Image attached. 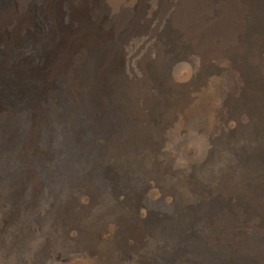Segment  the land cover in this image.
Here are the masks:
<instances>
[{"label": "bare ground", "instance_id": "6f19581e", "mask_svg": "<svg viewBox=\"0 0 264 264\" xmlns=\"http://www.w3.org/2000/svg\"><path fill=\"white\" fill-rule=\"evenodd\" d=\"M192 55L211 71L181 90L168 71ZM221 75L231 82L223 99ZM109 110L120 115L110 133L98 120ZM16 120L26 172L44 165L55 126L94 155L71 197L44 216L58 242L97 226L105 188L118 204L86 253L52 250L53 264L68 251V264H223L203 229L212 240L217 226L264 224L254 217L264 195V0H0V127ZM192 122L205 143L185 149ZM131 180L175 214L153 215L144 199L125 205Z\"/></svg>", "mask_w": 264, "mask_h": 264}, {"label": "rangeland", "instance_id": "374dc122", "mask_svg": "<svg viewBox=\"0 0 264 264\" xmlns=\"http://www.w3.org/2000/svg\"><path fill=\"white\" fill-rule=\"evenodd\" d=\"M210 68L211 63L205 64L200 60V58L192 55L190 57L188 56L186 59L181 58L176 61L172 66H170L168 73L177 84L179 83L178 88L184 90L185 86L189 87L193 83L196 84L200 78V74L211 71ZM224 76L225 75H221L217 77L219 79L217 81V85L220 88L222 87L220 92V97L222 99L224 95L225 97L227 96L231 88V82H229L227 76ZM209 79L215 80L214 75L212 76V74H210ZM228 86L230 87L228 88ZM192 94L195 95L194 93ZM116 115L117 114H113L111 110L103 114H98V120H102L103 123H105V128L107 129L106 131H108V133L114 129L112 126L118 125L120 115ZM99 116L103 118H100ZM5 125L7 124L2 122V127H0V264H53L55 260V252L53 251L57 250L56 256L60 257L61 255L59 253L62 254V251L68 246V248H72L71 246H77L78 248L83 247L82 250L84 253H86L88 248L91 246V239L88 238V236L90 237L92 231L99 224H102V227L105 225V223L103 225V223L99 222L101 221V217L106 214L105 212L108 213V211H111L114 207L118 208V204L116 202L113 201V205H111V202L108 201L111 198L109 195H107L108 193L106 188L104 189V184L102 186L104 189V196L100 199V203H102L103 206L99 210L96 209L95 213L96 219L94 222L96 221L97 226H90L89 230L91 231L87 233L88 235H84V230L86 231L89 226L87 224L85 225L87 227L84 226L85 228L80 234L79 238L81 239L76 241L73 240L72 242V240L68 237L64 242L65 244H62V242H58L59 240H57L53 230L42 227V222L45 218L44 216L47 215V209L50 208L49 205H51L54 200L57 199L60 202H64L71 197L78 180L81 178L84 170L86 167H88L94 155L89 152H79L67 140L68 138L62 136L64 132L60 131L57 126H55V129L52 133L53 136L51 137L49 144V146L52 148V152L48 156L49 158L47 157V160L44 161V165L38 164L37 162H34V164L30 163L31 169L33 171L26 172V165L19 157V152L21 149L19 137L21 132L25 130V122L16 120V123L12 124V127L10 126L9 128L4 127ZM3 127L7 131H5ZM187 127V131L181 134L183 137L180 142L186 146H183L185 149H197L201 142L205 143V138H202L203 136L201 135V132L196 130L197 128L193 122L189 123V126ZM242 127H245V125ZM226 130L227 129H225V133L227 135H237V130L235 129L232 131ZM5 135L13 136H11L12 139L6 140L4 137ZM198 137H201L202 140L201 138L198 139ZM3 139H5V141ZM177 140H179V138ZM39 145L43 146L44 141H39ZM181 159H185L184 155H181ZM129 184L128 190L132 197L129 202L124 201L126 202L125 205L130 204V207L132 203L138 201V199L143 203L144 199V203L147 207L149 206L148 208L151 210L153 215H158V213L159 215L166 213L169 216H172L175 214V210H171V208L167 207L166 203L158 201L154 202L153 200H150L147 197V193L145 191L144 193H137L141 189V187H139L141 184H139L137 180H131L129 181ZM15 190H18L17 193ZM136 193L137 196H134L133 199V194L136 195ZM254 203L256 204L257 210L254 213V217H262L264 219V195H261L260 197L259 195L256 196ZM12 208L13 215L7 216L8 212H10V209ZM127 215H129V213ZM97 218L99 219L97 220ZM218 227L220 226H217L215 229L217 233H215L212 240H210L209 231L207 229H203V240L207 242V245H209L210 242L213 244L208 246L209 256L218 260L221 259L223 264H264V224L262 227H250L246 225L241 228H235L233 226L227 228ZM47 232H49V234ZM234 232L236 234H234ZM217 235L219 237H217ZM224 237H227V241ZM214 238H218L220 240L216 241ZM234 238L238 240H235ZM66 253L67 254L65 258L62 261L63 264H68L71 261H75V256H72L73 254L71 252L68 251ZM102 262L108 263V259L103 258Z\"/></svg>", "mask_w": 264, "mask_h": 264}]
</instances>
